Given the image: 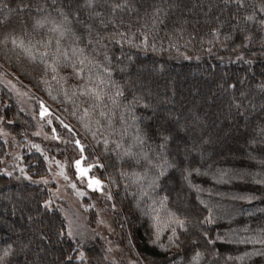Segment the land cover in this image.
<instances>
[{
	"label": "trees",
	"instance_id": "16d2710c",
	"mask_svg": "<svg viewBox=\"0 0 264 264\" xmlns=\"http://www.w3.org/2000/svg\"><path fill=\"white\" fill-rule=\"evenodd\" d=\"M0 2L14 8L16 0ZM35 2L55 16L51 6L63 4L65 0ZM103 2L107 4L110 0ZM261 2L246 0V7L240 10V16L255 17L254 22L246 25L253 42L233 50V43L238 44L239 39L230 40L223 47L209 41L217 17L228 21L237 14L234 0H175L178 6L172 8L168 7L169 0H131L134 10L121 15L126 22H131L133 31L144 23L146 13H152L153 6L162 7L167 17L162 13L163 23L151 30L149 47L126 44L122 50L111 49L118 58L113 61V79L124 89L118 107L105 101L108 107L104 110L113 114L112 127L99 115L100 108L93 111L90 102H84L85 97L72 95L81 83L79 80L68 78L65 82L60 76L54 80L51 74L43 73L41 65L31 62L10 42L6 47L0 45V65L15 74L60 117L83 145L85 153L98 158L103 165L99 168L101 177L110 184L117 204L116 224L125 219L130 238L137 244L140 264H187L185 254H192L188 250L193 246L187 242L182 248L169 243V218L160 211L159 205H153V200L163 195L169 197V209H178L190 221L189 235L195 236L194 247L201 254L197 264H264V243L259 242L264 239V136L260 133L264 123V40H261L264 33L259 23L264 20V12L259 10ZM3 12L6 10L0 9ZM88 18L89 9L82 7L81 22H88ZM19 19L13 13L9 28L0 29V39L12 28H16L14 35L25 40L29 36L33 42L42 36L47 38L46 33H33L30 28L29 36H24L17 26ZM73 27L79 29L81 25L73 22ZM228 31L225 24L223 32ZM220 39H224L223 35ZM241 55L243 59L239 58ZM128 56L132 57L131 61ZM67 71L62 70L61 75ZM231 84H236V89L228 87ZM65 90L68 97L64 95ZM241 93L247 97L244 116L237 115L232 106L234 94ZM0 104L4 127L19 142L32 140L31 133L36 131L33 118L19 108L5 88L0 90ZM85 107L90 108L89 116L84 115ZM137 128L145 143L133 148L138 154L133 158L124 155L114 144L118 141L124 148L133 144ZM162 135L170 137L166 149L158 148ZM105 139L109 141L107 146ZM159 151H164L174 166L165 168L157 189L144 188L147 192L144 195L141 187L132 183L131 174L141 172L145 165L139 153L155 156ZM5 154L6 143L0 136V167ZM24 158L26 173L5 174L0 170V252L8 246L17 253L23 249V254L18 256L21 262L25 254L29 260L39 254L42 264H64L69 256L72 259L68 264H112L100 239L84 243L85 259L78 260L76 241L67 235L57 237L61 226L66 232L65 218L59 210L45 207V201L52 198L50 187L35 180L47 174L46 161L34 152L25 153ZM153 206L160 211L162 230L155 243ZM209 214L211 222L205 221ZM94 217L92 213L90 221ZM44 234L51 239H42ZM26 241L27 248L22 246ZM13 259L15 264L17 258Z\"/></svg>",
	"mask_w": 264,
	"mask_h": 264
},
{
	"label": "snow or ice",
	"instance_id": "6c2138e0",
	"mask_svg": "<svg viewBox=\"0 0 264 264\" xmlns=\"http://www.w3.org/2000/svg\"><path fill=\"white\" fill-rule=\"evenodd\" d=\"M234 2L237 14L231 16L228 21H222L219 17L216 18L217 23L210 30L212 40L209 43H219L223 47L228 41L239 39L238 44L233 43V50H236L243 49L253 42V36L246 30V25L247 23L254 22L255 17L252 14L239 15L240 10L246 7V0H234ZM130 5L131 0H110L107 4L103 0H83L82 3L81 0H75L74 3L72 0H65L63 4H53L51 6L56 11V15L53 16L52 12L47 11L45 6L35 2V0H16L14 8H9L7 3L0 2V9L6 10V12L0 13V29L7 30L9 28L12 15L15 13L20 17L17 21V26L24 33V36H29V28L33 33L42 31L47 34V38L42 36L33 42L30 36L25 40L21 36L14 35L13 33L16 32V28H12L10 31L5 32L3 39H0V45L6 47L10 42L14 48H19L31 62L41 65L43 73L45 75L51 74V78L54 80L58 76L65 82L68 78L79 80L81 83L77 85V90L72 95L85 97L84 102H90L91 110L93 111L96 108H100L99 115L105 118L108 127H112L113 114L104 110L108 107L105 101L110 102L114 108L118 107L121 98L124 97V89L113 79V61L118 58L112 54L111 49L118 47L122 50L126 44L129 47L135 48L149 47L151 30L158 24L163 23L160 19L162 13L165 15V18L167 17V13L164 12L162 7L153 6L152 13H146L144 23L140 24L136 28V31H133L131 22H126L123 15H121L126 11L134 10ZM176 6L178 5L175 3V0H169V8ZM82 7L89 9L88 22L85 23H82L80 20V9ZM259 10L264 12V0L259 5ZM24 17H27V19H24ZM73 22L81 25V27L79 29L74 28ZM259 23L261 25L260 30L264 33V20H261ZM225 24L229 28V31L226 33L223 32ZM221 35L224 37L223 40L220 39ZM261 40H264V35L261 36ZM152 47H155L154 44ZM239 58L243 59V56L241 55ZM127 59L131 61L132 57L128 56ZM65 69L69 71L65 75H61V71ZM119 70L123 72L124 68H120ZM228 87L236 89V84L228 85ZM64 95L68 97L69 93L67 90L64 91ZM246 99L247 97L243 93L239 96L235 94L233 96L232 106L235 107L236 113L239 116H244L247 111L245 108ZM136 102L138 103L139 100ZM144 106L148 107L147 104ZM41 107V115H43L48 109L43 107L42 102ZM83 112L85 116H89L90 108L85 107ZM262 112H264V108H262ZM3 119V116H0V121H3ZM135 119L133 117V120ZM8 123H11V121H8ZM96 123L100 125V121H96ZM64 127L68 128L69 126L64 125ZM260 133L264 136V123L260 127ZM160 139L161 143L158 145V148L166 149L170 137L162 135ZM74 143L80 146L81 152L84 151L79 140H75ZM108 143L109 141L105 139L104 144L107 146ZM144 143L145 140L140 134L139 128H137V135L134 137L133 144L124 148L117 141L114 146L116 149H122L124 155L135 158L138 154L133 152V148L137 144L142 147ZM139 155L144 159L145 165L142 166L141 172H133L131 174V180L132 183L141 187L144 195H147V192H144V188L153 191L157 189L161 177L165 175V168L173 167L174 164L168 161L164 151H159L155 156H149L148 153L143 152L139 153ZM93 166L90 164L84 167L81 160H75L76 172L81 177L87 178L88 188L104 193L102 181L89 175V171ZM99 167H103V165H99ZM61 174L63 175V173ZM29 179L31 178L29 177ZM65 179H68V177L65 176ZM44 182L47 183L46 180ZM72 187L75 188V185H72ZM105 195H107L108 199L112 198L110 193H105ZM168 199L167 195H163L159 200L154 199L153 205H159L160 211H163L169 218L170 225H175V227L170 225L167 227V231L170 233L168 236L169 243L177 248H182L186 242L192 245L193 247H190L188 250L192 254L188 255L186 253L185 258L187 259V264H197L201 254L194 247L196 245L195 236L189 235L190 221L187 216H182L178 209L176 211L169 209L167 207ZM50 204L51 201H45L46 208ZM205 207L207 206L205 205ZM160 211L155 206L152 207V213H155L152 219L156 222V231L154 233L156 239L153 243L161 237L162 230L159 227ZM211 219V214L205 217V221L207 222H211ZM56 235L58 238L64 235L73 237L72 222L69 221L66 232L63 230V226H61ZM182 236L184 239H181ZM45 238L51 239L47 234L42 236V239ZM259 242L264 243V239H261ZM159 246L163 247V245ZM167 250L165 249V251ZM20 254H23V249L20 250V253H17L11 246H8L0 252V264H14V257L17 258L15 264H42L39 254L31 260L25 254V259L22 262L18 259ZM71 259L72 257L69 256L64 261V264H68ZM53 264H56V262H53Z\"/></svg>",
	"mask_w": 264,
	"mask_h": 264
},
{
	"label": "rangeland",
	"instance_id": "374dc122",
	"mask_svg": "<svg viewBox=\"0 0 264 264\" xmlns=\"http://www.w3.org/2000/svg\"><path fill=\"white\" fill-rule=\"evenodd\" d=\"M4 88L12 94L19 108L33 118L36 131L31 133L32 140L19 142L0 121V136L6 143V154L1 161L0 170L5 174L15 171L26 173L24 154L39 153L46 161L48 169L45 176L35 180L50 187L52 198L49 200V208L60 211L66 221V230L69 221L72 222L74 235L70 238L77 243V259H85L82 250L84 243L100 239L106 258L112 264H140L141 259L136 253L137 244L130 238L125 219H120V225L116 224L117 204L110 184L101 177L98 158L88 156L85 151L81 152L80 146L74 143L78 139L72 135L71 128H65L64 125L67 124L60 117L55 116L15 74L0 65V90ZM41 102L48 109L43 115ZM76 159L81 160L84 167L94 165L89 175L102 181L104 193L88 188L87 178L76 172ZM105 193H110L112 198L108 199ZM92 213L95 215L94 221H90ZM22 246L27 248V241Z\"/></svg>",
	"mask_w": 264,
	"mask_h": 264
}]
</instances>
